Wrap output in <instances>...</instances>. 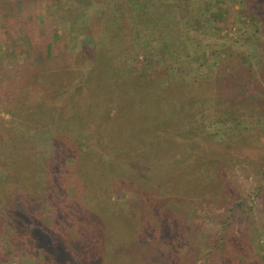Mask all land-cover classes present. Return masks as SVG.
<instances>
[{
  "label": "rangeland",
  "instance_id": "1",
  "mask_svg": "<svg viewBox=\"0 0 264 264\" xmlns=\"http://www.w3.org/2000/svg\"><path fill=\"white\" fill-rule=\"evenodd\" d=\"M100 1H2L0 47L6 61L3 62L4 68L0 66V85L21 75L32 76L29 82L33 81L34 74L41 69L40 57L48 51L54 56L63 55L65 59L67 54L75 53L81 62L88 63L94 54L89 33L99 31V17L104 10ZM216 1L219 8L213 9L217 14L215 21L207 23L198 19L192 24L193 31L202 32L203 39L195 44H182L178 52L182 61L180 64L187 72L194 74L197 71L193 66H186L187 61L193 59L203 63L200 70L205 73V80H212L209 89L217 95V101H224L221 105L226 110L233 108L240 112L243 109V112L250 113L245 118L252 122V132L225 134L224 126L214 124L213 127L204 128L207 136L205 144L187 134L181 122L180 130L176 133L181 132V137H175L173 133L177 128L174 121L170 123L171 126L168 125V130L173 134L171 136L162 132L160 117H169L172 113L164 108V102L153 101L147 95L149 104L141 106L134 102L128 107L126 103L122 117L130 120L133 125L131 130L138 125L143 127L142 124L150 120L146 114L151 104L152 113L157 109L153 115L158 116L159 124L148 123L143 131L148 133V139L140 142L138 148L133 140L127 138L114 144L109 129L106 137L103 136L105 132L101 135L97 132L101 121L90 114L94 115L104 105L111 117L108 123L121 125L117 104L121 103L118 102L117 93L108 99L93 92L87 103L78 99L76 90L68 92L70 102L79 100L81 107H90V118L86 119L88 122L75 138L73 134L57 137L59 145L56 149H61V153L56 156H53V151L57 143L44 134H31L23 140L28 147L17 158L27 169L19 172L20 166L17 164L12 171L17 176L14 180L13 173L11 182L6 186L10 190L13 186L18 197L14 198L11 193L10 196L4 193L0 196V264H79L74 255L83 248L70 244L74 239L70 236H76L87 227H96L97 223L87 214L83 217L82 211L88 204L93 205L101 200L113 204L118 213L129 210L128 219L135 236L121 249L131 253L134 264H254V259L259 257L264 263V181L261 185L259 180V175L264 172V147L258 145V140L264 142V45L253 60L244 56L241 57L245 58L243 63H240L239 55L230 57L229 61L225 57L227 51L230 52L235 46L243 54L253 52L255 47L246 48L250 39L257 41L259 37V41L264 42V0H255L251 6L245 5L247 12L243 17L241 14L244 12L239 11L242 0ZM174 15L171 12L166 23H170ZM135 27L137 33L133 35L134 39L124 45L127 46L125 50L123 47L122 52L118 50L115 54L118 58L125 55L128 63H132L138 55L145 60L152 51L158 54L160 49L148 48L151 34L157 27L148 26L140 20ZM258 28L260 32L257 33ZM242 42L247 44L241 48L238 44ZM48 43H52L50 49ZM108 44L109 48L113 47L111 43ZM146 49L147 57L144 54ZM186 53L189 59H186ZM211 54L212 58L207 59L206 56ZM224 60L225 66L221 65ZM110 66L113 71L116 64L111 63ZM86 67H89V63L84 65ZM12 68L18 69V75ZM190 78L194 77L190 75ZM157 79L164 88L161 70ZM54 82L58 84L59 80L55 79ZM33 84L30 82L28 86ZM34 87L41 92L47 90L45 84ZM3 93L7 92L4 90ZM107 94L111 95L110 92ZM18 98L19 105L23 107H26V102L31 106L36 102L34 97L23 95ZM61 99L54 103L56 108L67 106L66 100ZM46 102H42V105H46ZM251 105L259 111L254 112ZM10 108L12 106L1 98L0 116L4 117L6 126L12 128L17 121L6 111ZM85 113L83 111L82 115L85 116ZM175 118L181 120L178 115ZM104 123L108 124L106 121ZM112 130L117 129L113 127ZM251 134H255V137H250ZM9 136L2 131L0 160L6 153ZM173 138L179 140L174 141ZM180 138L184 141H180ZM180 144L183 148H180ZM150 146L153 147L143 152L141 147ZM168 148L175 149L176 155L171 157V153H165ZM179 150L184 155H179ZM84 153L87 155L82 156ZM169 159L170 162H167ZM162 163L165 164L161 167ZM167 163L173 164L167 168ZM30 172L35 184H40L37 190L43 189L40 195L44 189H48L39 198L40 204H34L31 195L26 196L25 202L23 195L17 193L24 175L28 174L31 178ZM1 190H4V185H0ZM102 190L104 193H99ZM20 197L25 205L20 202ZM67 217L72 219L69 225L65 223ZM32 218L34 224L31 223V228L24 230V227L17 226L27 224L25 219L30 221ZM84 219H87L86 224L82 222ZM228 222L230 226L224 231L225 237L221 238L222 225ZM112 223L115 225V220ZM100 226L103 228L102 224ZM161 238L170 239L171 246L166 250L160 247ZM205 248L211 250L209 259H205ZM168 252L171 254L166 257ZM57 253L62 254L60 258ZM105 254V251L104 255L100 253L99 258L96 256L97 260L103 262Z\"/></svg>",
  "mask_w": 264,
  "mask_h": 264
},
{
  "label": "trees",
  "instance_id": "2",
  "mask_svg": "<svg viewBox=\"0 0 264 264\" xmlns=\"http://www.w3.org/2000/svg\"><path fill=\"white\" fill-rule=\"evenodd\" d=\"M2 1L4 0H0V5ZM182 1L183 3H181V0H101L100 6L103 5L102 10L103 7L104 10L103 12L101 11L102 16L99 17L100 32L96 31L95 33H89V39L94 46V54L88 61L89 67L84 68V65L88 63L81 62V60L76 57L75 53L67 54V59H65L62 58L63 55L54 56L48 51L47 54H43V56L40 57L41 69L34 74L35 78L33 81H30L34 83L31 87L28 85L30 83L29 79H31L32 76L29 78L24 75L5 82L3 86L0 85V99L2 98V100L12 106V108L6 111L12 118H16L17 121V125L10 128L6 126L4 117L0 116V138L2 131L6 134H10L8 138L9 144L5 147L6 153L0 160V185H4V190L0 191V196L4 193L8 196L12 195L14 198L18 197L15 194L13 186L11 190L10 188L7 189L6 186L11 182V175L13 173L15 180L17 175L12 171L15 170L17 164L20 166L19 172H24L27 169V166L22 165L19 158H17L21 151L27 150V143H24L23 140L31 134H44V136L52 138L57 143L54 145L53 156L59 155L61 149H56L59 145L57 137L64 138L67 134H73L72 137L75 138L77 133L83 129L82 126L88 122L86 119L88 120L90 118L88 113L91 109L90 107H87L86 110L84 106L81 107L82 103L79 100L88 103L93 92H96L98 96H105L104 98L111 97L113 93H117L119 96L118 102L121 104H117L119 105L118 114H120L119 117L121 116L120 120H122L121 125L113 126V124H109V119L111 117L107 114V107L104 105H101L94 115L90 114L91 116H96L101 121L98 123L100 127L97 132L100 135L105 132L103 136L106 137L108 136L107 131L109 129L112 133L111 140H113L114 144L126 140L127 138L131 141L133 140L135 144L138 145L136 148H138L140 142L148 139V133L146 132L147 135L146 133H143L144 129L148 127V123L159 124L158 116L153 115L156 114L157 109L152 113L150 110V107L152 106L151 104L148 106V113L146 114V116H148L147 119L150 118V120H148L147 123L144 122V124H142L143 127L138 125L136 129L131 130L130 128L133 125L130 120L122 117L124 115L123 110L127 108L125 106L126 103L128 107H131L134 102L141 106L149 104L150 102H148V99L146 98L147 95L151 96L153 101L159 103L164 102V108H168L169 113H172L169 116L171 119H168L169 117L167 115L161 116L160 119L162 121L160 124L163 127L161 128L163 133L171 134L168 130V125L171 126L170 123L175 121V128L177 129H175V133L173 134L177 138L181 137V132L176 134L180 130L181 123L184 128L183 130L187 134H190V136L192 135L194 139L196 138L205 144L207 143V136L204 134V128L208 129V127H213L214 124L217 126L221 125V127L224 126L223 132L225 134L252 132V122L249 121L248 118H245L246 115L248 116L250 113L243 112V109L242 111L240 110V112L233 108L231 110L230 108L226 110V108L221 105L224 104V101H217V95L213 90L209 89L212 80H205L203 76L205 73L200 70L203 63L195 62L193 59L190 60L188 58L189 54L186 53V59L190 60L187 61L188 64L186 66H193L197 72L194 74L187 72L185 67L180 64L182 61L179 59L180 54L178 52L181 50L180 47L182 44H195L197 40L203 39L202 32L196 30L193 31L192 24H194V21H198V19H202V22L207 23L215 21L214 19L217 14L214 13L213 9L215 7L219 8V3L216 0H199L197 3L193 2L195 0ZM254 1L255 0L241 1L239 11L240 13L244 12L241 14L242 17L245 16V13L247 12V10H244V6H251ZM171 12H174L175 15L171 17L172 20L170 23H166L168 20L167 18L171 16ZM182 19H184V22H182ZM139 20L148 26L151 25L152 27H157L151 34L148 48H160L161 50L159 49V51H157L158 54L153 53L152 51L150 56L147 57L148 52L146 49V53L144 54L147 59L141 60L138 55L132 63H128L125 55L118 58L115 54L118 50L122 52L124 45L129 44V41L131 42L134 39L133 35L137 33L135 26ZM127 26L130 27L126 29ZM125 30L127 31L126 34ZM258 32H260L259 28L257 30V33ZM126 35H128L129 38L126 37ZM259 39V37H257V41L250 39L248 43L249 46L246 48H255L253 52L250 53L247 50V54L239 52L237 49L238 47L236 46L232 48L230 52L226 49V61H229L230 57H238V55L240 58L245 56L253 60V58L258 55L262 45H264V42L259 41ZM108 43H111V46L113 47L109 48ZM246 44L247 42H242V44L238 45L242 48V46L244 47ZM51 45L52 43L47 44L48 49H50ZM126 47H124L123 50H125ZM1 49L2 48L0 47V66L1 68H4L3 62L6 61V57ZM108 52H112L110 53V56L108 55ZM155 55L158 57H155ZM212 56L213 55L211 54L206 56V58L210 60ZM244 59L241 58L240 63H243L242 61ZM110 60L111 63L116 64L113 71L110 66ZM165 61L170 63L168 64ZM225 63L224 60L221 65L225 66ZM160 70L162 71V76L164 78V88L158 84L160 83L157 79ZM203 70H205V68ZM12 71H16L18 75V69L12 68ZM111 72H113V74ZM55 74L58 75L57 78L55 77ZM190 75L194 78L191 79ZM55 79L59 80L58 84L54 82ZM37 84H45L47 90L41 92L38 90V87H34V85ZM4 90L7 93L4 94ZM72 90H76L79 100L72 102L68 100V92ZM107 92H110L111 95H108ZM2 95H4V97H2ZM23 95L29 96L30 98L34 97L36 100L34 106L28 105L27 102L26 107L19 105L20 99L18 97ZM60 97L62 98L61 100H66L67 106L56 108L54 103H56ZM108 99H104V101ZM13 100H15V103H13ZM48 100H51V102ZM44 101H47L46 105H42V102ZM251 108L253 111L258 110L254 105H251ZM83 111L86 112L85 116H83ZM176 115L179 116L181 119L180 121L176 120V118L173 119ZM105 121L109 123L105 125ZM197 123L198 126H196ZM113 127H116L117 129L114 132L112 130ZM196 132L200 133L196 134ZM173 134H171V136ZM123 135H125V139L122 138ZM252 136L255 137V134H251L250 137ZM259 136L260 135L256 137L257 140L259 139ZM173 140L178 141L179 139L173 138ZM180 141L184 140L181 139ZM258 142V145L264 147V142L262 140H258ZM150 143L153 144L154 142L150 141ZM152 147L153 146L141 148L143 152H145V149H151ZM180 148H183V145L180 144ZM175 152L176 150L171 148L165 150V153L172 154L171 157L176 155ZM83 155L87 154L84 153L82 156ZM179 155H184L182 150H179ZM147 158H149V156ZM170 159L167 160V162H170ZM164 164L165 163H162L161 167L164 166ZM172 164L173 163H167V168ZM182 166L184 165L182 164ZM262 173L264 172H261L259 175L261 185L264 181V175ZM30 175L31 178L28 174L24 175V180H22L23 183L18 186L17 193L21 194L20 196L23 195L25 202L27 199L26 196L31 195V200H34V204L35 202L36 204H40L39 198H41L48 189H44L40 195L39 192L43 189L37 190V185L40 184H35L32 172H30ZM45 186L49 187L48 185ZM103 190L99 191V193H104ZM9 193L11 194L9 195ZM22 201L23 200L20 197V202L25 205V202ZM56 201L59 203L58 200ZM112 205L108 203V201L101 200L100 202L96 201L93 205L88 204L85 206V209L82 211L83 217L87 214V217L89 215V217L97 224L96 227H87L83 231L76 233V236H70L74 238L70 241V244H74L78 247L81 246V248H83L80 251L77 250V254L74 255L77 263L134 264L133 257L130 255L131 253L121 249L124 245H128L130 239H133L135 236L131 230V221L128 219L129 210L125 209L126 211L118 213L114 210V206ZM4 210L5 208L2 211ZM136 214L139 215V213ZM58 220L61 221L60 218ZM112 220H115V225L112 223ZM25 221L28 223L25 225L20 223L17 224V226L24 227V230H27L28 228H31V223L34 224L33 218L30 219V221L25 219ZM83 221L86 224L87 219L82 220V222ZM40 222L45 225V222L42 219H40ZM65 223L69 225L72 223V219H69L68 217L65 218ZM101 224L103 225V228H101ZM229 226V222L228 224L225 223L222 225L223 232L221 238L225 237L224 231L227 230ZM37 227L40 228L39 225ZM169 240V238H161L160 247L166 250V248L171 246ZM104 251L106 253L105 259L103 262H100L97 259L99 258L100 253L104 255ZM204 252L205 259H209L210 255H212L211 250L208 251L205 248ZM170 254L171 252H168L165 256L168 257ZM60 255L62 254L57 253L59 258ZM96 256H98V258H96ZM254 262V264H264L260 257L254 259Z\"/></svg>",
  "mask_w": 264,
  "mask_h": 264
}]
</instances>
